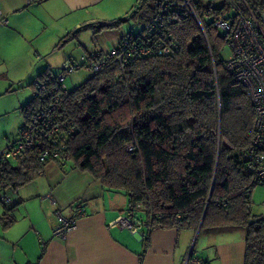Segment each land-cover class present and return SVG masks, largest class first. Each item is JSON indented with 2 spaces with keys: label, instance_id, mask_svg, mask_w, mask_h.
<instances>
[{
  "label": "trees",
  "instance_id": "trees-1",
  "mask_svg": "<svg viewBox=\"0 0 264 264\" xmlns=\"http://www.w3.org/2000/svg\"><path fill=\"white\" fill-rule=\"evenodd\" d=\"M161 3L135 4L131 15L148 12L144 23L117 45L140 34ZM248 3L264 26V0ZM164 17L170 22L162 32L177 40L178 51L141 56L121 67L110 62L60 94L74 131L62 137L61 147H48H60L59 156L48 152L40 159L44 149L37 145L15 161L0 162V189L7 195L6 188L34 180L49 162H69L102 186L126 194L127 211L143 213L148 230L242 227L244 264H264V217L250 211L254 185L242 158L254 124L248 90L225 68L223 33L204 25L206 41L194 18L179 7ZM60 74L44 70L35 80L52 82ZM32 95L20 129L40 103L33 90ZM11 205L10 197L1 210L4 228L14 222Z\"/></svg>",
  "mask_w": 264,
  "mask_h": 264
},
{
  "label": "crops",
  "instance_id": "crops-1",
  "mask_svg": "<svg viewBox=\"0 0 264 264\" xmlns=\"http://www.w3.org/2000/svg\"><path fill=\"white\" fill-rule=\"evenodd\" d=\"M135 4V0H0V10L6 24L12 22L24 30L21 21L28 16L43 25L68 19L85 26L90 20L118 18ZM16 13L22 14L15 18ZM6 24H0V30L7 28ZM23 40L31 53L32 38ZM26 67L34 69L26 83L32 91L37 76L55 65L46 60L41 65L30 59ZM42 175L45 183L35 186L34 193H24L21 188L15 192V202L11 198L14 222L0 228V264H183L189 253L198 264H244L246 242L242 227L148 230L141 224L132 232L127 226L113 224L120 216L145 222L143 213L133 215L127 211L129 199L122 191L102 186L92 175L71 164L49 162ZM76 201L83 202L85 215L66 239L54 237L55 211L69 216Z\"/></svg>",
  "mask_w": 264,
  "mask_h": 264
},
{
  "label": "built area",
  "instance_id": "built-area-1",
  "mask_svg": "<svg viewBox=\"0 0 264 264\" xmlns=\"http://www.w3.org/2000/svg\"><path fill=\"white\" fill-rule=\"evenodd\" d=\"M197 1H201L200 5L195 0H162L159 12L152 17L140 34L126 36L107 53L83 56L81 63H66L62 74L52 82L35 80L33 93L40 103L20 129L18 139L0 148V162L15 161L37 145L44 149L40 153V159L47 156L48 152L53 157L59 156L62 137L74 131L65 118L60 101V94L67 93L65 77L79 68L96 73L110 62L121 67L141 56L177 52L179 49L177 40L170 33L164 34L162 31L164 23L170 22L164 21V16L170 9L179 7L194 18L206 41L204 25H211L226 37L230 55L225 60V68L232 73L234 79L247 88L254 112L253 134L242 152V158L252 176L254 187L256 185L264 187V26L261 25L248 0ZM6 22L0 10V23ZM59 144L60 147L56 150L48 149ZM131 149L132 146H127V150ZM8 203L10 197L0 189V211ZM84 215L85 207L81 201L73 204L69 216H64L56 210L57 223L52 228V235L62 240L66 239L76 228L78 219ZM114 223L127 226L132 232H136L141 224L146 225V221L141 222L128 216H120L113 221ZM183 264H198V261L189 253Z\"/></svg>",
  "mask_w": 264,
  "mask_h": 264
},
{
  "label": "rangeland",
  "instance_id": "rangeland-1",
  "mask_svg": "<svg viewBox=\"0 0 264 264\" xmlns=\"http://www.w3.org/2000/svg\"><path fill=\"white\" fill-rule=\"evenodd\" d=\"M145 1L152 5L157 0H135V3L139 7ZM133 10H136L134 6H128L127 12H121L118 18L90 20L85 26L72 21L68 22V19H59L52 25H43L32 16H28L21 21L23 24L21 26L26 27L24 30H19L12 22L5 23L8 27L0 30V38H17L24 44V37L32 38L34 45L30 53L32 62L42 65L46 60L55 65L47 69L49 75H58L62 72L64 64L81 63L83 56L86 57L95 52H107L117 45L123 35L140 31L148 12H144L145 15H143L140 11L132 16ZM21 14L16 13L14 16L19 18ZM7 16L9 19L10 16ZM229 55L230 49L225 45L221 50V57L227 60ZM26 58L13 66V70L17 73L15 77L9 76L8 73H0V148L18 138L19 128L25 115L24 106L33 96L26 83L34 69L29 70L26 67L30 62L29 57ZM91 75L92 72L89 69L79 68L65 77L64 84L68 90H72ZM67 165L70 163L68 162ZM44 180L45 177L40 175L24 185L10 186L5 189V192L15 202L17 190L24 188V193H34L35 186L42 187ZM17 206L18 204L14 208ZM250 211L255 216L264 217V187L260 185H256L252 190ZM1 222L0 220V228Z\"/></svg>",
  "mask_w": 264,
  "mask_h": 264
},
{
  "label": "clouds",
  "instance_id": "clouds-1",
  "mask_svg": "<svg viewBox=\"0 0 264 264\" xmlns=\"http://www.w3.org/2000/svg\"><path fill=\"white\" fill-rule=\"evenodd\" d=\"M27 56H30V52L22 40L0 38V73H8L9 76L15 77L17 73L13 66Z\"/></svg>",
  "mask_w": 264,
  "mask_h": 264
},
{
  "label": "water",
  "instance_id": "water-1",
  "mask_svg": "<svg viewBox=\"0 0 264 264\" xmlns=\"http://www.w3.org/2000/svg\"><path fill=\"white\" fill-rule=\"evenodd\" d=\"M261 20H262V22H264V13H262V15H261ZM200 227V226H199ZM198 227V228H199Z\"/></svg>",
  "mask_w": 264,
  "mask_h": 264
}]
</instances>
